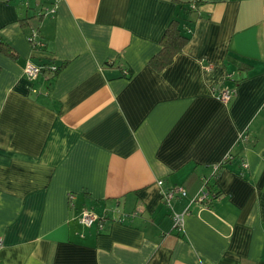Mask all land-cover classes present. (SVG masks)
I'll return each instance as SVG.
<instances>
[{
    "label": "crops",
    "instance_id": "crops-1",
    "mask_svg": "<svg viewBox=\"0 0 264 264\" xmlns=\"http://www.w3.org/2000/svg\"><path fill=\"white\" fill-rule=\"evenodd\" d=\"M53 1L33 50L39 0H0V264H264V0ZM173 17L188 42L156 71Z\"/></svg>",
    "mask_w": 264,
    "mask_h": 264
},
{
    "label": "trees",
    "instance_id": "trees-1",
    "mask_svg": "<svg viewBox=\"0 0 264 264\" xmlns=\"http://www.w3.org/2000/svg\"><path fill=\"white\" fill-rule=\"evenodd\" d=\"M199 0H194L189 4V8H186L187 11L193 12L199 5ZM39 8L37 9L36 13L32 16H29L27 18L21 19L19 21L20 25L22 27H27L28 28V34L27 37L29 36L30 29L32 27L36 28L38 30V22L41 20L42 16H44V13H41V8H40V3L37 4ZM179 19L177 17H173L168 25L166 26L160 40H159V45L160 48L155 53L153 56L150 57L148 60V65L153 68L156 71H160L163 68H165L168 64L171 63L172 59L174 56L180 52L185 45L188 42V37L184 35L182 29L180 28L179 25ZM39 32V31H38ZM39 35V34H38ZM40 37V36H39ZM32 48V47H31ZM46 46L44 45L43 48H38V49H33V50H39L42 49L44 50ZM0 53L7 56L10 59H16L17 58V52L10 46V44L0 35ZM49 64H55L54 62H49ZM49 64H44L43 70L46 69V67L49 66ZM38 65V64H37ZM107 66H116L115 61H110V62H105V64L102 66V68L107 67ZM123 65H120L119 67L121 68L122 73H124V76H129L130 70L129 69H124L122 68ZM61 68V65H58V70ZM250 66L243 64V70L246 71L249 69ZM48 70V69H46ZM124 70V71H123ZM57 72V71H56ZM56 72L52 73L55 74ZM54 76V75H53ZM224 163V162H223ZM221 163L220 165H222ZM199 185V184H198ZM213 182L210 181V179H207L206 181L202 182L201 184L197 187L198 190L196 191L195 194L191 195V200L192 201H197L199 203H207L209 202L212 198L217 197L221 192L220 190H212L213 189ZM200 189L205 190L208 193V197L205 200L198 201L197 199H194V197L198 196V193L200 192ZM187 190V189H185Z\"/></svg>",
    "mask_w": 264,
    "mask_h": 264
},
{
    "label": "built area",
    "instance_id": "built-area-1",
    "mask_svg": "<svg viewBox=\"0 0 264 264\" xmlns=\"http://www.w3.org/2000/svg\"><path fill=\"white\" fill-rule=\"evenodd\" d=\"M4 1H8V0H4ZM48 1L49 0H39L41 13H44L45 15L53 14L56 8L55 1L46 3ZM38 34H39L38 30L32 27L30 29L29 36L27 37V40L33 49L43 48L45 45L44 42L40 39ZM43 68H44L43 65H37L32 61L27 60L23 67V74L27 80L33 81L38 77V75L41 73ZM46 69H48L51 73H54L58 71V65L49 64V66L46 67ZM214 90L216 91L215 88ZM216 92H217L216 97L219 100H222L223 102H227L234 94V89L227 88L223 90H217ZM242 165L245 166L244 163H242ZM157 184L160 186L162 182L159 180ZM161 193H162V201L164 204H166V206L169 209H172V201L175 198L187 196L186 190L183 187H174V188L162 190ZM207 197H208V193L205 190L200 189L198 196L194 197L193 200L197 199L198 201H201V200H205ZM187 211L188 210H184L182 213H176L172 211L173 226L175 228L180 229L182 227L183 217L185 216ZM78 221L87 227L92 226L96 222L99 230L103 228V224H104L103 218H100L97 215H94L90 212H84L83 215L79 217Z\"/></svg>",
    "mask_w": 264,
    "mask_h": 264
}]
</instances>
